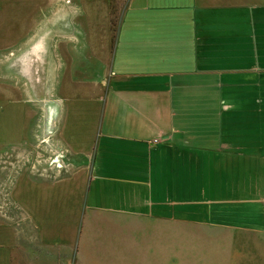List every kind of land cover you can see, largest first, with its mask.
I'll return each mask as SVG.
<instances>
[{"label":"crops","instance_id":"crops-1","mask_svg":"<svg viewBox=\"0 0 264 264\" xmlns=\"http://www.w3.org/2000/svg\"><path fill=\"white\" fill-rule=\"evenodd\" d=\"M118 1L111 47L92 44L106 66L64 83L92 88L90 120L60 102L53 151L26 157L80 175V199L45 198L46 184L9 199L0 184V264H173L206 237L244 240L264 264V0ZM102 9L109 30L114 0Z\"/></svg>","mask_w":264,"mask_h":264},{"label":"rangeland","instance_id":"rangeland-1","mask_svg":"<svg viewBox=\"0 0 264 264\" xmlns=\"http://www.w3.org/2000/svg\"><path fill=\"white\" fill-rule=\"evenodd\" d=\"M102 4L103 0H0V184L10 188L9 199H20V189L26 186L30 195L37 197L43 191L39 185L44 184L48 187L45 198L80 199V175L62 182L58 175L29 170L25 163L28 153L38 150L39 144H50L48 125L56 116L57 104L78 106L84 120L91 118L95 101L92 88L64 83L72 78L85 84L94 72L92 66H106L105 60L99 57L104 64L96 61L93 53H102V48L92 44L103 37L111 47L121 1L114 0L109 30ZM38 69L45 75L44 93L33 88ZM11 84L24 90L29 86L30 92L13 89ZM8 89L12 92L7 93ZM23 135L30 137L18 145L16 140ZM51 147L47 150L53 151ZM52 154L45 155L49 166L57 161ZM196 241L189 239L180 253L174 247L173 264H262L260 249L252 253L244 240L232 245L228 239L213 237H206L199 245Z\"/></svg>","mask_w":264,"mask_h":264}]
</instances>
